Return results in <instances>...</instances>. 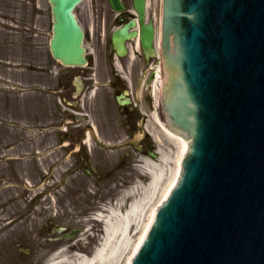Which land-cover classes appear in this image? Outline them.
<instances>
[{"label":"water","instance_id":"1","mask_svg":"<svg viewBox=\"0 0 264 264\" xmlns=\"http://www.w3.org/2000/svg\"><path fill=\"white\" fill-rule=\"evenodd\" d=\"M49 1L53 56L84 63L79 0ZM161 46L165 117L190 144L131 264H264V0H163Z\"/></svg>","mask_w":264,"mask_h":264},{"label":"rangeland","instance_id":"2","mask_svg":"<svg viewBox=\"0 0 264 264\" xmlns=\"http://www.w3.org/2000/svg\"><path fill=\"white\" fill-rule=\"evenodd\" d=\"M155 4L156 0H149L151 16ZM49 18L47 0H0V78H9L11 84L14 80L21 82V90L11 85L3 88L0 82V264H45L65 246L83 256H95L96 260L107 258L95 264H128L152 211L168 188L182 149L165 130L161 134L151 118L154 107L147 110L142 104L141 110L149 118L147 123L153 125V142L158 149V157L151 160L157 162L165 155L167 162L158 192L148 195L142 204L144 193L139 185L147 186L149 176L141 177L142 161L133 158L135 151L123 143L126 136L118 137V129L109 125L95 126L98 137L118 146H87L97 172L87 175L73 166L74 159L62 150L58 140L64 123L54 104H59L62 92L60 86L56 87L53 70L61 67L55 64L48 49ZM99 36L86 33L85 46L91 53L95 51V40L102 42L109 37ZM95 56L101 58V54ZM19 61L17 69L15 64L19 65ZM26 63L38 66L39 71L25 68ZM34 85L36 91L31 89ZM121 153L124 158L118 162ZM106 171L112 172L110 177L99 178ZM126 178L121 186L120 181ZM136 185L137 194L126 203L137 198L142 202L134 223L126 227L119 220L128 210L116 208L115 203ZM91 225L95 227L87 230ZM57 226L82 230L71 239L48 240L59 235L52 231ZM110 226H116L118 234L110 237Z\"/></svg>","mask_w":264,"mask_h":264},{"label":"flooded vegetation","instance_id":"3","mask_svg":"<svg viewBox=\"0 0 264 264\" xmlns=\"http://www.w3.org/2000/svg\"><path fill=\"white\" fill-rule=\"evenodd\" d=\"M144 9V23L148 24L152 20L156 27L159 15L158 0L152 17L147 15L151 10L150 6L149 9L146 6ZM75 13L86 31L96 34L97 38H100L102 33L112 35V32L120 28L139 34L142 28L134 0H81ZM132 21L134 24H130ZM93 46L95 51L89 52L91 54L88 55L85 65L70 66L63 70L65 75L62 76L61 87L68 117L64 131V138L68 139L64 144L65 151L75 152L73 147L77 143L81 146V141L88 131L87 126L82 124L84 121L95 126L100 124L101 128L109 125L118 129V137L124 135L130 138L133 132L139 129L140 121L142 124L148 119L142 115L141 105L144 104L147 110L150 109L149 95L153 92L155 76L154 61L151 64L152 59L145 57L141 46L136 45L135 37L125 41L127 53L124 56L117 55L111 38L110 45L95 40ZM97 52L102 55L101 58L95 56L100 55ZM76 76L81 79V91L78 95H74L76 84L73 80ZM69 125H74V128ZM147 138L145 134L140 137V145L148 152ZM75 156L77 159L83 158L82 152Z\"/></svg>","mask_w":264,"mask_h":264},{"label":"bare ground","instance_id":"4","mask_svg":"<svg viewBox=\"0 0 264 264\" xmlns=\"http://www.w3.org/2000/svg\"><path fill=\"white\" fill-rule=\"evenodd\" d=\"M165 131L167 132V134L171 138H173V142L174 143L176 142L177 145H180L182 151H184L185 146L187 145V141L182 136L171 131L170 129L165 128ZM90 136H93L92 132L90 133ZM140 160L142 161V163L140 164V167H139V170H141V177L144 174L145 175L147 174L149 176V181H148L147 186L144 187L143 185H139L141 187V190H140L141 193H144L143 202L141 201L140 198H137V200L135 202H131L130 204L126 203L127 199H129L130 197L137 194L138 186L136 185L122 195L119 203L118 202L115 203L116 208L118 207L121 209L128 210L126 215L123 216V218L119 220V222H122L124 224V226H126V227H129L128 225H130V227H131L132 223H134V219H136V217L138 216V211H139V207H140L141 202H142V204L145 203L146 199H149L148 195H151L152 193H154V191H156V192L159 191L158 188L163 183V179H164V175H165V171H166L165 164H167V162H165L166 161L165 155L164 156L161 155L157 162H156V160L153 161L151 159L142 158V157ZM178 171H179V168H177L171 174V176H170L171 181H169L170 183L168 185V188L164 192L163 197L165 196L167 191L170 189V187L176 181V179L178 177ZM150 189H152V191H150ZM163 197L159 200V203L163 199ZM99 220L96 219V221H99ZM148 225H149V223L147 224L146 228L143 230V232L140 236V239L137 242V244L135 245L134 249L135 248L137 249V246L139 245L142 237L144 236V233H145ZM94 227L95 226L91 225L89 228H87V230L93 229ZM107 232H109L110 237H112V234H114V235L118 234L116 226H110L108 228ZM94 236L95 235L93 234L92 237H94ZM114 237H116V236H114ZM132 254H131V256H132ZM131 256H130V258H131ZM106 259L107 258L104 256L97 258V260L95 259V256H90V257L83 256V255L79 254V251L70 250V246H65L61 250H58L56 252L55 256L53 258H51L45 264H95L96 262H100V261L103 262Z\"/></svg>","mask_w":264,"mask_h":264}]
</instances>
